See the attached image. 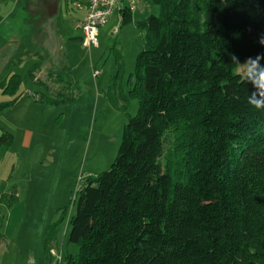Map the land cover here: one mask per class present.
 <instances>
[{
    "label": "trees",
    "instance_id": "obj_1",
    "mask_svg": "<svg viewBox=\"0 0 264 264\" xmlns=\"http://www.w3.org/2000/svg\"><path fill=\"white\" fill-rule=\"evenodd\" d=\"M121 13L143 33L139 109L111 167L78 191L65 264H264V110L248 103L255 67L236 72L264 55V0H151L145 18Z\"/></svg>",
    "mask_w": 264,
    "mask_h": 264
},
{
    "label": "rangeland",
    "instance_id": "obj_2",
    "mask_svg": "<svg viewBox=\"0 0 264 264\" xmlns=\"http://www.w3.org/2000/svg\"><path fill=\"white\" fill-rule=\"evenodd\" d=\"M150 1L133 11L136 20L149 14ZM25 4L0 0V15L9 17L2 25L8 40L0 36V83L18 81L8 94L0 87V102L18 97L0 111V135H13L0 146V264H65L77 253L69 233L78 191L89 175L111 167L124 126L138 112L131 90L143 33L135 22L123 25L117 10L102 27L98 46L80 39L64 43L56 31L70 30L68 17L47 16L41 25L40 12ZM43 31L50 38L45 48L56 52L48 72L53 68L58 76L50 79L37 74L48 60L38 51ZM254 67L241 63L236 72L245 75Z\"/></svg>",
    "mask_w": 264,
    "mask_h": 264
},
{
    "label": "crops",
    "instance_id": "obj_3",
    "mask_svg": "<svg viewBox=\"0 0 264 264\" xmlns=\"http://www.w3.org/2000/svg\"><path fill=\"white\" fill-rule=\"evenodd\" d=\"M143 1L144 0H142L139 3L137 9H135L134 11L141 10L142 8H145V7H143ZM88 2H89V0H26L25 7L29 8V5H31L29 3H32L31 6H33V8L36 11L40 12L39 15L44 18V20H43L44 22H42L41 25L44 24L45 21H47L46 20L47 16H50L51 18H52V16L57 17V19H60L62 17H68V22L70 24V30L66 29L65 32H63V33L58 31V30L57 31L55 30L57 35L60 34L62 41L64 43H67L69 41H75L76 39H80L81 41H83L82 24L84 22L86 14H87L86 5L88 4ZM125 5H126L125 2H121L119 5H117V7L114 9L112 15H114L116 13V11L118 10L119 14H120V20H121L122 19L121 9ZM27 11L31 12V14L35 13L33 11H30V10H27ZM15 12H16V10H12L10 13L13 14ZM38 12H37V14H38ZM133 15H134V13H133ZM8 18H9L8 12H4L2 15H0V36L3 38L2 39L3 41L8 40V30L2 29V25L5 24L6 22H8ZM134 19L136 20L135 16H134ZM59 26H60V24H58V27ZM101 29H102V27L100 28V31H101ZM77 31H79V32L77 33ZM100 31H99V34H100ZM42 33L43 34H40L41 39L39 38L40 42H39V40H37L38 43H41V48L38 51H40L42 57L47 56L48 60L45 59V57H44V60L40 64L43 67H42V69L38 70L37 74L42 75L43 77H47V79H50V78H53V76L54 77L58 76L57 74H54V72L52 70L53 68H51V72H48V63L51 62V60L53 59L52 57H54V53H56V52H54L52 49L50 50V48H47V49L45 48L44 44L46 41H49L50 38H48L49 33L47 31H43ZM20 34H21L20 31H17V30H15L13 32V35H20ZM15 42L16 41H14L13 43H15ZM57 43H59V45H60L61 44L60 40H57ZM16 45H18V44H16ZM58 46H57V48H58ZM61 48H59L58 51H60ZM49 51H52V52L50 53ZM18 59L20 60V58H18Z\"/></svg>",
    "mask_w": 264,
    "mask_h": 264
},
{
    "label": "built area",
    "instance_id": "obj_4",
    "mask_svg": "<svg viewBox=\"0 0 264 264\" xmlns=\"http://www.w3.org/2000/svg\"><path fill=\"white\" fill-rule=\"evenodd\" d=\"M142 0H89L86 5L87 14L82 24L83 41L87 46H98L100 28L105 26L114 11L121 2H125L131 10L137 9ZM99 70H95L97 76Z\"/></svg>",
    "mask_w": 264,
    "mask_h": 264
},
{
    "label": "clouds",
    "instance_id": "obj_5",
    "mask_svg": "<svg viewBox=\"0 0 264 264\" xmlns=\"http://www.w3.org/2000/svg\"><path fill=\"white\" fill-rule=\"evenodd\" d=\"M261 44H264V38L261 39ZM231 63L240 64L238 57L234 54H230ZM264 59V55H257L255 58H247L243 64L247 65L251 62L255 65V72L248 76L255 91L251 93L248 98V103L256 109L264 110V65H261L260 61ZM255 97L257 102L252 103V98Z\"/></svg>",
    "mask_w": 264,
    "mask_h": 264
}]
</instances>
